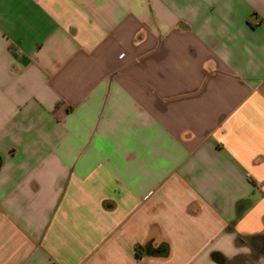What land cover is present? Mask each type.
Instances as JSON below:
<instances>
[{
  "label": "crops",
  "instance_id": "crops-1",
  "mask_svg": "<svg viewBox=\"0 0 264 264\" xmlns=\"http://www.w3.org/2000/svg\"><path fill=\"white\" fill-rule=\"evenodd\" d=\"M0 264H264V0H0Z\"/></svg>",
  "mask_w": 264,
  "mask_h": 264
}]
</instances>
